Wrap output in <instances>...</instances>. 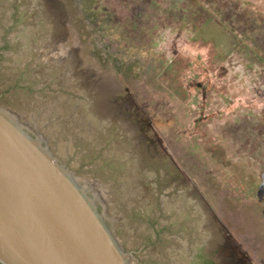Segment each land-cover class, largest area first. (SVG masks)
I'll list each match as a JSON object with an SVG mask.
<instances>
[{
  "label": "rangeland",
  "instance_id": "1",
  "mask_svg": "<svg viewBox=\"0 0 264 264\" xmlns=\"http://www.w3.org/2000/svg\"><path fill=\"white\" fill-rule=\"evenodd\" d=\"M136 93L198 132L134 148L114 113ZM0 106L93 184L134 264H264V0H0Z\"/></svg>",
  "mask_w": 264,
  "mask_h": 264
},
{
  "label": "water",
  "instance_id": "2",
  "mask_svg": "<svg viewBox=\"0 0 264 264\" xmlns=\"http://www.w3.org/2000/svg\"><path fill=\"white\" fill-rule=\"evenodd\" d=\"M134 258L93 184L0 106V264H134Z\"/></svg>",
  "mask_w": 264,
  "mask_h": 264
},
{
  "label": "flooded vegetation",
  "instance_id": "3",
  "mask_svg": "<svg viewBox=\"0 0 264 264\" xmlns=\"http://www.w3.org/2000/svg\"><path fill=\"white\" fill-rule=\"evenodd\" d=\"M219 68H221V70H222L224 68V66L221 65V66H219ZM225 81H226V78L225 79L221 78L218 81V84H216V83H215V85L212 84V88L217 90L216 87L218 85L220 87V89H222ZM209 86L210 85H208V84L205 86V84L203 82H196V85H195L196 88H200L202 90L203 89L205 90L202 93V101L203 102L201 105V109H203L206 106L204 104V103H206V101L208 99L206 89L209 88ZM222 91H223V92H221L222 94L226 93L224 90H222ZM155 94H158V92L155 91ZM155 94H153V95H155ZM153 95L150 96V99L148 101L149 103L146 102V104H144L141 107L139 105V103H141L140 97L138 96V93H136L135 94L136 97L134 98V102L132 103L129 101V104H131V106H129V108L131 110H133V113L124 112L126 106H119V108H117L115 110L116 112L114 113V119L118 120L119 121L118 123H120V127L124 128V130L126 131V136L128 137L130 142H133L134 148H137L139 145L143 144L142 141L148 140L150 143L153 144L154 140H152V138H151L153 134H156L162 140H164L165 138H169V137L174 136V134L180 135L181 137L186 138V136L191 137L194 133L198 132L197 128L193 129V132H192V130L191 129L189 130L186 126L183 127V129H180V128L178 129V124L174 122V115L172 114L171 116H169V112H167V111H166L167 113L164 114L163 108L159 107L160 104L159 103H153V100H154ZM135 100H138V102L136 101V103H135ZM123 102H124V104L126 103V101H124V100H123ZM84 109H85V107H84ZM87 110H88V112L83 117V120L86 121L90 127L92 126L95 128L107 130L114 122L112 117H110V115L106 112L104 113V114H106L104 117L96 118L94 113H92L91 111L89 112V107L87 108ZM141 110H143L144 113H142ZM216 113H218V112H216ZM165 115L168 116V118L166 117L167 120L165 118ZM127 120H129L128 123H126ZM199 121L200 120L196 119L195 123H197ZM199 139H198V142H195L191 146V148L194 151L199 148L198 143L201 141ZM213 140H215V139H213ZM172 142H173V140H172ZM46 144H47V141H46ZM184 151H185L186 156H187V154H190L189 151H186V150H184ZM65 156H67V158H68L67 154H65ZM186 160L189 161V158ZM207 166H208L207 163H205V167H207ZM73 171L75 173H77L76 170H73ZM243 194H244V192H240V194H235L233 196L232 204H234L233 202H235L236 206L235 205L234 206L237 209H239V208L241 209V207L246 203V201H245L246 198ZM99 208L102 210L101 205H99ZM208 262L211 264H215V262L210 258V256L206 255V253L204 252V249L203 250L199 249L198 251H195V253L193 255L192 264H207Z\"/></svg>",
  "mask_w": 264,
  "mask_h": 264
},
{
  "label": "trees",
  "instance_id": "4",
  "mask_svg": "<svg viewBox=\"0 0 264 264\" xmlns=\"http://www.w3.org/2000/svg\"><path fill=\"white\" fill-rule=\"evenodd\" d=\"M138 2H139L140 4H143V5H144L145 3H147V4H149L150 2L153 3V0H138ZM143 9H145V8H143ZM80 23H84V21H80ZM156 24H158V21L155 22V25H156ZM155 25H154V26H155ZM207 264H211V263L208 262Z\"/></svg>",
  "mask_w": 264,
  "mask_h": 264
}]
</instances>
